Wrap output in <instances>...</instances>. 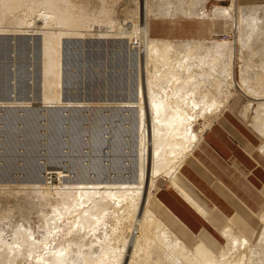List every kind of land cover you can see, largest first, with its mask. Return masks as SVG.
I'll return each mask as SVG.
<instances>
[{
	"label": "rangeland",
	"instance_id": "obj_1",
	"mask_svg": "<svg viewBox=\"0 0 264 264\" xmlns=\"http://www.w3.org/2000/svg\"><path fill=\"white\" fill-rule=\"evenodd\" d=\"M78 1L79 0L75 2L78 3ZM103 1L104 0H80L79 3H83L89 7L88 9L84 5L87 11L94 8L95 11L92 9L91 12H97L101 9V6L104 7V5H106V9L112 8L111 17L109 16L111 19L113 17L112 22H110V18H105L107 20L106 22L102 17L103 22L101 19H97L100 23H98L97 20H91L90 23L78 29L80 30L79 34L74 33L76 37L72 33L71 35L70 32H67L69 36L71 35L70 37L66 34H59L60 26L54 25L59 29L56 31V28L52 25L53 20L48 21L49 19H47V22H50L49 24L53 27L47 26L51 28L50 32L55 30L54 32L63 38L61 39L59 37L61 46L59 45L60 51L58 58H60L59 63L61 64H59L60 73L58 74L59 77L57 76L58 80L56 82H58V85L56 84V91L53 86L47 87L46 85V79H44L46 76L44 77V75L47 74H44L45 71L43 70V66L45 65L43 33H41L42 31H40L37 25L35 26L32 24L36 21L39 14L38 18L41 20L43 18V20H45V17H43L45 16L44 11L42 10V12L39 11V14L36 12L32 15H29V12L27 13L29 16L25 11L17 10L15 12H7L6 14H2L0 11L1 16H7H3V18L0 16V19L2 18L0 20V242H15L13 239L16 236L15 240H17L16 232L18 233V230L22 229L28 234L32 231L29 234L30 237L40 243V247L37 248L38 250L32 253L33 256L29 255L27 251L25 252L29 258L24 254V251L21 253V257L20 255L15 257L12 256L13 259L15 258L14 260L12 259V264H41L38 260L40 255L47 251L57 250V248L61 246V243L64 242L65 237L70 239L82 234L83 231L76 227L77 224H75L78 217L77 215H79L78 212L77 215L61 214L63 219L62 216L55 215L56 221L53 220L51 224L52 228H49V231L45 229L46 219L53 217L55 214V206H60V204H57L59 201L55 200L58 196L57 193L74 191V193H77L80 192V190L83 192L85 191L83 187H94L88 190L96 191V187L102 186H108L110 188L115 187V190H119L118 188L123 185L142 186L139 185V170L142 165L146 172V174L144 173L145 187H142L143 197L147 196L148 191L150 193V199H154V197L158 199L156 195L157 189L163 184L169 183V177L164 174V171L157 172L156 175H153L151 168H149L151 167V157L148 153L149 149L146 148V146L149 147L150 143H148L149 140L146 139L150 137L151 128H148L147 122L144 121L145 124L142 122L144 113H141L139 109L141 108L140 106L146 107V105L150 104L145 96L141 98V92H139L140 81H142L141 86L144 93L146 91L143 85L146 83L149 70L146 64L143 65V68L139 66L140 63L136 53L129 50L130 48L128 46L131 45L132 42H135V37L131 35L132 37L130 36L128 38L124 34L126 33L125 29L128 28V26H125L130 24L129 22L132 21V19L138 20L141 16L139 7V5H141V0ZM144 1L147 2L146 5L151 11L148 18L149 21L151 17L155 16V12L152 8L154 0ZM230 3L229 0H221V2L209 5L206 12L207 16L202 19L211 22L212 26L218 29V31L213 35L211 34L206 39V42H208H205L206 45L209 43H211V45L218 44L219 42L224 48V54L219 57L221 59L227 57L228 59L224 58L222 62L219 57H217V60L220 61L218 62L214 55L210 57L207 56L206 61H210H207L208 63L206 64L208 68L204 66L206 68L201 69L209 74L206 73L207 77L205 76V78L198 76L197 79H193L192 82L198 85L195 86L198 90V96L199 93H202V90L203 92L205 90L206 92L208 91V94L211 92L215 98L221 100L219 97L224 98L226 92H233L231 93L226 108L235 110L244 120L253 126L262 137L264 144V118H261V116H259L260 114L258 115L259 117L256 116V114H258L257 112H259L258 109L262 108L258 106L261 101H263L261 105L263 104L262 106H264V100L253 98L255 97L254 93H264V88H260V85H264V19L260 20L261 27L259 30L252 32V34L246 31L242 33L243 28H249L246 23L239 26L240 24L237 25L238 22L231 21L230 17L212 16L213 11L210 10L214 9L215 6L229 5ZM101 11L102 10H100V12ZM22 12H25L24 14L28 16H25L27 19L21 17L23 18V23H25L24 25L21 22H19L20 24L18 23L19 15L17 14L19 13L24 16ZM41 14L43 16H41ZM261 18H264V16ZM108 19L110 20L108 21ZM28 20L31 24L28 23ZM41 20L38 25H42L47 31L50 30L46 27V25L49 24ZM82 28L84 31L81 35L80 32ZM118 32H120V35ZM245 34H248L250 38L248 35L244 36ZM250 35L255 36L252 38ZM261 40L263 41V47L261 45ZM240 42L245 45L247 43V45H249V47L251 45V47H245L243 51H241L242 49L239 48ZM230 43H235L237 45L236 61L238 65L235 75V82L237 85H232L231 87L227 85L230 84V81L226 84L228 81L226 75L223 77L224 74H221L222 72L224 73V68L228 64H226L225 61H229L228 55L230 53L227 55V52ZM139 45L135 44L133 46L138 48ZM252 45H254V47ZM256 47L258 50L262 47L261 51L259 52ZM259 54H263V57ZM211 57L212 59H210ZM240 60L246 63L248 62L247 64L250 67L247 70L248 72L246 71L248 73L246 84L251 85L248 86L249 89H242L243 87L240 85V83H243L240 79ZM215 64L218 65L217 67L222 66V68L223 65L226 64L223 70L216 67L220 69L219 71L222 70L221 73L218 74L214 72L217 76H214L215 74L212 75V68L216 66ZM261 70L263 72H261ZM247 73H245V75ZM258 74L261 75V77H257L259 80H256L255 76H258ZM209 75L210 77L212 76L210 79H208ZM219 75L221 79H219ZM249 77L253 78L250 79ZM207 80L210 81H208L209 83H213L211 87H215V91L214 89H210L209 83L205 85L204 81L207 82ZM215 81L216 84H219L221 81L220 86L216 85ZM253 82L254 84H252ZM222 85H224V87ZM205 86H207L209 90L205 89ZM225 87L228 88V90ZM250 87L258 91L255 89L254 91H250ZM218 88L222 92L219 91ZM225 89L227 91H224ZM224 92L225 94H223ZM168 93L171 94L172 91H168ZM197 93L196 97H198ZM256 97L260 96L256 95ZM245 107L249 110H246ZM211 118L215 119L216 116H206V118L204 115L198 116L193 125V130L202 132V129L205 132L206 126L208 128L210 121H213ZM258 119L263 122L260 123ZM142 149L144 150L142 151ZM147 150L148 152H145ZM148 156L150 160L147 158ZM142 160L144 163H142ZM53 173L56 175L57 180H51ZM57 173H59V175H57ZM169 173L172 174V172L168 171V174ZM146 175L148 176L146 177ZM149 175H153L152 178L151 176L149 177ZM47 184H50V187L57 186L55 189L56 191H53L57 192L55 193V195L57 194L56 197H54L53 192V196L51 195L48 199L44 197L45 194L43 190L38 187L43 185L48 186ZM137 197L138 195L130 196L129 200L134 203L132 206L133 208L127 207L123 202L118 203L117 200L109 204L111 207H109L110 213L108 209L109 216L107 217L110 221V227H116L118 230L129 229L128 232L133 231L136 224L135 217H137V215L133 217V212L138 202ZM150 207L158 216L163 217L165 221L169 223L170 213L165 211L166 209H164L159 202L150 203ZM263 208L264 190L262 192L261 211ZM100 211H96L95 213H100ZM130 213H132V215H130ZM260 215L263 216L261 212ZM165 216L169 217L168 220ZM64 221H66V223ZM170 225L173 226L172 223ZM148 226L146 222L143 223L145 230ZM175 228L176 225H174V229ZM92 235L93 233L86 234L88 237ZM67 238H65V241ZM43 239L44 241L46 240L45 243ZM59 241L62 242L59 243ZM53 244L57 247H54ZM263 244L258 240L254 245L258 248V251L263 249L262 251L264 252V247H262L264 246ZM23 257L24 259H22ZM0 258L2 257L0 256ZM7 258L9 259L11 257H3L1 261L3 260L2 262H4V259H6L4 263L11 264L12 260H8ZM7 261H9V263H7Z\"/></svg>",
	"mask_w": 264,
	"mask_h": 264
},
{
	"label": "bare ground",
	"instance_id": "obj_2",
	"mask_svg": "<svg viewBox=\"0 0 264 264\" xmlns=\"http://www.w3.org/2000/svg\"><path fill=\"white\" fill-rule=\"evenodd\" d=\"M75 1H77V0H0V11L2 12V14L3 13L6 14L7 12L9 13L12 11L15 12L18 10V11H25L26 14L30 12L31 14L29 13V15H32L36 12H38V14H39L40 13L39 11H41V12H42V10L44 11L45 16L42 15L43 13L41 14V16L45 17V20H43V18L41 16L40 17L42 18V20L40 18H38V16L40 15L39 14L37 16L36 21H34L35 24L34 23H32V24L35 26L37 25L39 27L40 31H42L41 33H43V43H44V52L43 53H45V57H44L45 58L44 59L45 65L43 64L45 66V69L43 66V70L45 71L44 74H47V75H44V77L46 76L44 79H46L45 82H46L47 87L53 86L54 90L56 89L55 87L58 85V82H56V81L58 80V77H59L58 74L60 73L59 64H61V63H59L60 58H58V55H59V51H60V48H59L60 43L59 42H60L61 37L56 32H54L55 30L50 32L51 28L55 27L54 25H57V26H60V28H59L60 30L55 27L56 31H58V30L60 31L59 34L68 35L67 32H70V34L72 33L73 35H75L74 33L79 34L80 30H78V29L80 27L87 25L88 23H90L91 20L96 21L98 18L101 20H102V18L103 19L110 18L111 13H112L111 10H113L112 8L106 9L107 7H105L106 5H104V7L101 6V9L98 10L99 12L98 11L97 12H91L92 9L94 10V8H91V10H89L90 11L89 12V11H87V9H85V7H84L85 4L79 3L80 0L78 1V3ZM200 1H202V0H200ZM229 1L231 2L229 5H217V6H215L214 9H211L210 11H213L212 16L230 17L231 21L233 20L235 22H238L237 25L240 24L239 26L246 23L249 26V28L250 27L258 28L259 26L261 27V21L260 20L264 19V18H261L262 16H264V12H261V11H264V7H261V6L258 7L257 6V7L243 8L241 6H238L236 0H229ZM103 2H105V0ZM174 2H175V0H174ZM177 2H178V0H177ZM172 3L170 5H172ZM102 4H104V3H102ZM146 4H147L146 1L141 0V5H139L140 11H141L140 12L141 16L139 17L138 20L136 18H135L136 20L132 19V21L129 22L130 24L125 26V27L128 26V28L127 29L124 28L125 32H126L124 34L128 38L131 35H133L135 37V42H132L131 45L128 46L130 48L129 50H131V52H133V53L134 52L136 53V56H137L139 63H140L139 66H142V68H143V65L146 64L148 67V70H149L148 77L146 79V83H144V85H143V87H145V89H146L145 93H144L142 86H141L142 81H140V83H139L140 84L139 92H141V98L145 96V98L148 99V101L150 103V104L146 105V107L140 106L141 108H139L140 112L144 113V115H143L144 117L142 116L144 120L142 119V122L143 123H144V121L147 122L148 128H151L150 137H149V139H146V140H149V142L145 141V142L150 143L149 147H147L144 144L146 146V148L149 149V152H148V150L145 152H148L150 154V157H151V167H149V168H151V172L153 173V175L154 174L156 175L157 172L164 171V174H166L169 177V180H171V182H172L177 175V171L181 168L184 161L189 156L190 152L199 143L200 139L203 136L204 131L202 129H201L202 132L193 130V125L196 121V118L200 115H204L205 118H206V116L207 117L208 116H216L217 117L218 114L226 108L227 104L229 103L231 93H233V92H226V94L224 92L223 93V94H225L224 98L219 97V99H221V100H218L217 98H215L210 91L209 92L212 95L210 93L208 94V91L206 92L205 90H204V92L202 90V93H199V96H198V93H197L198 90L195 87L198 85H195L192 82V80L193 79L195 80V78L197 79L198 76L199 77L201 76L202 78H205V76L207 77L206 73H208V72L205 73V71L202 70L201 68H203V69H205L206 67L208 68V66H206V64L208 63L207 61H209V60L206 61L207 56L210 57L211 55H214L216 57V60H217V57L224 54V48H223L222 44H219V42H218V44L211 45V43H209L210 45L209 44L206 45V43H208V42H206L205 40L204 41L203 40L202 41H197V40L196 41H194V40L193 41H172V40H168V39H164V38H156V37L149 36L150 34L148 33V23H149L148 18L150 16L151 11L148 9ZM167 4H166V6H167ZM181 6H183V5H181ZM184 6L186 7V5H184ZM161 7H162V5H161ZM171 7H173V6H171ZM171 7H170V9H172ZM178 7H177V9H178ZM195 7H196V5H195ZM87 8L89 9V7H87ZM168 9H169V7H168ZM100 10H102V11L100 12ZM156 10H158V9H156ZM188 10L189 9L187 8V11ZM165 12H167V11H165ZM206 12H207V9L203 8L200 11V14L203 16H207ZM19 13L17 14V15H19L18 23L21 22L24 25L25 23H23V21H22L23 18H21V17L25 18L26 14H24L22 12L24 14V16H23ZM168 13H167V15H168ZM200 14H199V16H200ZM174 15H176V14H174ZM182 15H184V14H182ZM3 16H6V15H3ZM3 16H1V17L3 18ZM28 16H26V17H28ZM191 16H193V15H191ZM25 19H27V18H25ZM47 19H49L48 21L53 20L52 21L53 27L49 24L50 22L49 23L47 22ZM106 19L104 21L107 22ZM110 19H108V21ZM112 19H113V17H112ZM112 19L110 22H112ZM40 20L42 22L44 21V23H46V24L48 23L50 26L46 25V27L47 26L51 27V28L47 27L50 30L47 31L44 29V27H42V25L39 26L38 24L40 23ZM98 20H97V22L100 23ZM54 21H55V24H54ZM102 22H103V20H102ZM114 22H115V20H114ZM28 23H29V20H28ZM4 24H6V23H4ZM29 24H31V23H29ZM109 24H111V23H109ZM92 26H93V24H92ZM249 28L247 30H249ZM252 28H251V30H252ZM81 30L82 31L80 33L82 35V32L84 30H83V28ZM247 30H245V31L247 32ZM248 32H250V31H248ZM118 33L120 35V32H118ZM242 33H243V31H242ZM246 35H248V34H245L244 36H246ZM63 36H65V35H63ZM254 36L255 35H253L251 37L253 38ZM75 37H76V35H75ZM120 37H122V36H120ZM248 37H249V35H248ZM61 39H63V38H61ZM263 41L261 42L262 47H263ZM247 42H248V40H247ZM255 42H257V41H255ZM129 44H130V41H129ZM135 44L136 45L140 44L138 46V48L136 47L137 49L133 46ZM230 44H229L230 50L228 49V52H227V55L230 53L228 55L229 61L228 60H227L228 62L225 61L226 64L227 63L228 64L223 65V68L226 65L224 68V73L223 72L221 73V71L223 70L222 66L217 67L218 66L217 64H215L216 66H214V67L212 66L213 67L212 68L213 73L211 72L212 75H214L215 73L216 74L221 73L222 75L224 74L223 77H225V75H226V77L228 79L226 84L230 81L229 82L230 84H227V85H229V87H231L232 85L233 86L237 85L235 82V75H236V67L238 66L237 61H236V59H237L236 58L237 57V54H236L237 53L236 52L237 47L236 46L237 45L235 43L234 44L232 43L231 45ZM239 45H240V49H242L241 51H243V45L244 44H242L240 42ZM250 47H251V45H250ZM250 47H248V48H250ZM253 47H254V45H253ZM258 47H260V46H258ZM262 47H261V49H262ZM261 49L259 48V50H258V48H257V50L259 52L261 51ZM226 51H225V53H226ZM262 52H263V50H262ZM259 55H261V54H259ZM262 55H261V57H263ZM212 57L210 59H212ZM224 58L228 59L227 57H224ZM224 58L221 59L219 57V59L222 62L224 61ZM242 58H245V57H242ZM218 62H220V61H218ZM240 63H241L240 64V67H241V69H240L241 78L240 79L242 80L241 82H243V83H240V85H241V87H243L242 89H244V88L249 89L248 86L250 84L249 85L246 84V78H248L247 77V75H248L247 70L250 67L247 64L248 62L246 63L244 61H241ZM208 65H210V64H208ZM204 66H206V67H204ZM216 67L221 68L222 70L219 71L220 69H217ZM141 69H140V71H141ZM61 72H62V70H61ZM261 72H263V71L261 70ZM245 73H247V74L245 75ZM48 74H51V75H48ZM216 74L214 76H217ZM259 74H261V73H259ZM259 74H258V76L257 75L255 76L256 80H259V79H257V77H261V75H259ZM60 76H61V74H60ZM211 77L209 75L208 79H210ZM213 78H215V77H213ZM252 78L253 77H251L250 79H252ZM219 79H221V76ZM219 79H218V81H219ZM213 80H212V82H213ZM200 81H203V80H200ZM208 81L209 80H207V82L204 81L205 85H206V83L210 82V81L209 82ZM220 82H219V84H216V81H215V84L220 86V84H221ZM254 82L252 84H254ZM201 83H203V82H201ZM209 84H210V87L213 85V83L212 84L209 83ZM226 84H224V85L227 86ZM224 85H222V86L224 87ZM262 86H264V85H262ZM262 86L260 85V88H264ZM199 87H201V86H199ZM205 87H206L205 89H208L207 86H205ZM203 88H204V86H203ZM214 88L211 87L210 89H214ZM215 89H214V91H215ZM226 89L228 90V88H226ZM226 89L224 91H227ZM229 89H231V88H229ZM254 89H251V87H250V91L251 90L254 91ZM195 90H197V91H195ZM260 90H263V89H260ZM168 91H172V93L169 94ZM219 91H221V90L219 89ZM256 91H258V90H256ZM199 92H201V91H199ZM196 93H197L198 97H196ZM216 93H217V91H216ZM248 95H249V93H248ZM256 95L260 96V97H256ZM254 96L255 97H253V98H255V99L264 100V93H254ZM261 103H263V101H261ZM261 103L258 107L261 106L262 108H264V106H262L263 104L261 105ZM246 106H248V105H246ZM262 108L261 109L257 108L259 111V112H257L258 114H256L257 117L261 116V118H264V109H262ZM246 110H249V109L246 108ZM212 120H214V119H212ZM259 121H260V123L263 122L261 120H259ZM210 123H211V121H210ZM208 126H209V124H208ZM261 126H262V124H261ZM148 128H146V129H148ZM206 129H207V126H206ZM144 149H142V151ZM147 158H149V156ZM149 160H150V158H149ZM144 161H146V160H144ZM142 163H144L143 160H142ZM139 171H140L139 185H142V186L123 185V186L118 188L119 190H115L114 186H116V185H114V184H113L114 188H112V187L110 188L108 186H102V187H98V188L96 187V189H97L96 191L88 190V189H92L94 187H92V188L83 187V185H82L83 190H85L83 192L80 190V192H77V193H74L75 191L74 192H66V193H63V192L57 193V192H53L57 186L50 187L49 186L50 184H47L49 187L45 186V185L39 186L38 188L43 190V192L45 194L44 197L46 199H48V197H50L53 193H54V197H56V195L58 194V196L55 198V200L59 201V202H57V204H60L59 207L57 204H55L57 206H55V209H54L55 214L53 215V217H51V218H49L50 216L47 217L49 219H46V221H45V224H46L45 229H47L49 231V228H52L51 224L53 223V220L56 221V218H55L56 216H62V215H66V214L77 215L79 213V215H77L78 217H77V220L75 221V224H77L76 227L80 228V230H82L84 232L83 233L81 231L82 234L80 233L81 235H79V236L74 235L75 236L74 238L69 237L70 239H68L67 237H65V238H67V240L65 241V238H64V242L61 243V246H59L57 248V250L47 251L46 253L40 255L39 259H38L39 262L41 264H264V252L262 251L263 249L261 250L262 252L258 251L257 250L258 248H256L255 245L252 244L245 237L240 236L241 235L240 233L238 235L234 230H233L234 232L231 231L230 229H233V228H231L232 226L230 227V229L227 228L226 226H228V225L225 226L224 232L226 233V228H227V230H228L227 233L230 234L229 235L230 238H228L227 235L224 236L225 238H227V240L229 239V242L227 241L228 245H226V249L222 250L221 253L220 252L215 253V251L212 250L211 248H209L204 242H199L194 247L188 246L178 235L173 233V231L165 224V222L163 220L159 219L156 216V214L153 212L154 210L150 207V203L152 202L150 199V193L147 191V196L145 195L146 197H143V192H142L143 188L142 187H145L144 186V180H145L144 175L146 174V172L143 169V165L140 167ZM168 171L172 172V174L169 173L170 174L169 175ZM160 174H163V173H160ZM57 175H59V173H57ZM147 176L148 175H146V177ZM150 176L151 175H149V177ZM152 176H151V178H152ZM57 177H59V176H57ZM55 179H56V175L53 173V175L51 176V180L53 181ZM145 182H147V181H145ZM148 182H149V180H148ZM52 185H55V184H52ZM84 186H86V185H84ZM110 189H112V190H110ZM149 191H151V190H149ZM179 191L182 194V196H184L185 199L192 201V200H190L191 198L188 196L187 193H184L182 190H179ZM55 193H57V194L55 195ZM132 195L133 196L138 195V197H137L138 202H137V205H136L135 210L133 212V214H134L133 217L137 215V217H135V221H136L135 223L136 224H135L133 231L128 232L129 229H127V230L119 229L118 230L116 227H110V221L108 220V217H107V216H109L108 209H109V207H111L109 204L110 203L112 204V202L114 200H117L118 203L123 202L124 205H126L127 207L133 208L132 206L134 203H132L129 200L130 196H132ZM98 208H99V210H98ZM96 211L97 212L100 211V213H97L99 215H97L95 213ZM109 213H110V209H109ZM114 213H115V211H114ZM130 215H132V213H130ZM262 215H263L262 220L264 221V209L262 210ZM62 219H63V216H62ZM66 219H69V218H66ZM132 219H134V218H132ZM66 221H64V222L66 223ZM144 222H146L149 225L148 228H146V230L143 227ZM13 230H15V229H13ZM31 232H29V234ZM73 232H74V230H73ZM224 232L222 231V233H224ZM77 233H76V235H77ZM87 233H89V234L93 233V235L91 237L89 236L90 237L89 238L88 236H86ZM233 233H236V234H233ZM16 234H17V240H15L16 236L13 239V241H15V242H13V243L0 242V256L2 257V258H0V264L3 261V260L1 261V259H3V257L4 258L5 257H11L9 259L12 260L13 259L12 256L15 257L17 255H20V257H21L22 256L21 253L23 251H24L25 255L27 254V253H25L27 251L29 253V255L33 256L32 253L35 252L36 250H38L37 248L40 247L39 241L37 242L32 237H30V235L26 231L19 229L18 233L16 232ZM58 234H60V233H58ZM61 236H62V234H61ZM259 236H260L259 241L261 244H263L264 243V227H263L262 232L259 233ZM51 238H52V235H51ZM61 239H63V238H61ZM43 241H44V239H43ZM45 241H44V243H45ZM60 242H62V241H59V243ZM44 243H43V245H44ZM53 245H54V247L56 246L55 244H53ZM262 247H264V246H262ZM259 250H260V248H259ZM18 259H19V257H18ZM22 259H24V257ZM4 260L6 261V259H4ZM13 260L11 261V264L13 263ZM4 262H2V264H5ZM7 263H9V261H7Z\"/></svg>",
	"mask_w": 264,
	"mask_h": 264
},
{
	"label": "crops",
	"instance_id": "obj_3",
	"mask_svg": "<svg viewBox=\"0 0 264 264\" xmlns=\"http://www.w3.org/2000/svg\"><path fill=\"white\" fill-rule=\"evenodd\" d=\"M199 1L154 0L152 8L155 16L148 23L149 36L172 41H206L218 29L211 22L202 20L206 16L201 15L200 11L221 0ZM236 2L243 8L264 6V0ZM168 7L175 10L170 11ZM251 28L247 32H256L260 26ZM246 45L243 48L249 47ZM179 190L187 193L192 201L185 199ZM263 190L262 137L235 110L225 108L205 130L172 183L169 180V183L157 189L159 200L154 197L151 203L159 202L170 213V221L167 223L153 211L188 246L194 247L204 242L215 253H221L228 245L229 239L224 236L230 238L227 228L231 226V231L234 230L238 235L240 233L252 244L258 242L259 233L264 227L260 215ZM169 217L165 216L167 220Z\"/></svg>",
	"mask_w": 264,
	"mask_h": 264
}]
</instances>
